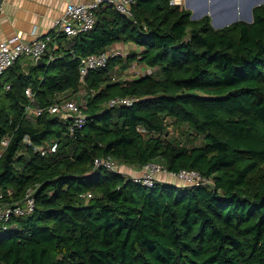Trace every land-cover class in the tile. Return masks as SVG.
Segmentation results:
<instances>
[{
  "label": "trees",
  "instance_id": "1",
  "mask_svg": "<svg viewBox=\"0 0 264 264\" xmlns=\"http://www.w3.org/2000/svg\"><path fill=\"white\" fill-rule=\"evenodd\" d=\"M132 12L100 6L91 32L60 36L43 64L22 57L0 79V204L31 189L36 201L0 222V264H264V4L222 29L172 0H136ZM118 42L142 51L82 81L81 60ZM134 61L155 71L119 80ZM29 88L40 116L28 115ZM81 92L88 121L71 136L70 118L48 109ZM118 97L139 101L111 107ZM172 122L201 142L170 138ZM108 158L212 184L145 188L96 167Z\"/></svg>",
  "mask_w": 264,
  "mask_h": 264
},
{
  "label": "built area",
  "instance_id": "2",
  "mask_svg": "<svg viewBox=\"0 0 264 264\" xmlns=\"http://www.w3.org/2000/svg\"><path fill=\"white\" fill-rule=\"evenodd\" d=\"M136 0H96L90 4L69 3L65 14L54 21V31L47 37H35L30 42H24L18 37L11 38L7 41H0V79L6 71L12 68L22 57H30L34 60L42 59L47 54L49 46L56 43L62 35L67 37H75L81 33L91 32L96 25V10L102 5L113 6L119 13L128 18H133L132 6ZM177 0H172L173 5H178ZM116 57L112 53H103L100 55H90L81 60V80L84 81L86 76L93 70L104 69L107 67L110 59ZM26 95L30 99V105L27 109L28 115H42L45 108H35V94L29 88ZM137 98H115L109 103L111 107L130 106L138 102ZM84 103L77 100H65L50 106L48 111L51 114H61L66 118H70L71 124L69 133L73 136L77 131L84 128L87 124L88 117L84 110ZM143 131V130H142ZM26 142L31 145V141L27 138ZM10 143L9 139H5L0 143V158L4 154L5 149ZM36 151L43 155L55 150V146H39L35 147ZM96 167H105L111 172L123 173L122 168L116 161L111 158L105 160H97ZM170 174L184 182L182 186H194L200 184H212V180L206 179L196 170H183L179 173L169 171L164 165L152 162L147 164L140 170L138 175H127L132 178L134 183L145 188H154L160 180L161 174ZM2 196H0L1 198ZM91 197V196H89ZM36 206L35 190L31 189L27 192L25 198L14 204H0V222L9 223L14 216L30 215L34 212Z\"/></svg>",
  "mask_w": 264,
  "mask_h": 264
},
{
  "label": "crops",
  "instance_id": "3",
  "mask_svg": "<svg viewBox=\"0 0 264 264\" xmlns=\"http://www.w3.org/2000/svg\"><path fill=\"white\" fill-rule=\"evenodd\" d=\"M96 0H0V41H7L11 38L18 37L24 42H30L35 37H47L50 36L54 31V21L65 14L66 8L69 3L75 4H90ZM178 5L182 6L186 10L198 11L202 8L205 2L214 0H177ZM216 7L219 13L204 12L198 17L209 16L212 17L215 22L222 23L226 20L229 11L234 8V4L237 3V11L240 13L241 19L237 21H253V10L254 8L264 4V0H217ZM234 11V10H233ZM211 18V21H212ZM195 20H198L193 18ZM231 23V24H232ZM230 24V25H231ZM213 25V24H212ZM224 26V25H223ZM229 26V25H226ZM225 26V27H226ZM224 28V27H222ZM216 28V29H222ZM59 39V38H58ZM56 39V40H58ZM58 49V42L52 43L49 46V52ZM142 48L134 43H114L107 53L115 54L116 57H121L127 61L128 57L133 54H140ZM63 53H59L61 56ZM36 61V60H35ZM155 70L146 66L141 62L134 61L131 67L121 73L119 80H132L138 79L146 75H150ZM81 92L73 100H77L80 103L85 104ZM71 99V100H72ZM122 171L125 175H138L139 169L121 166ZM160 180L180 186L179 181L170 177H162Z\"/></svg>",
  "mask_w": 264,
  "mask_h": 264
},
{
  "label": "rangeland",
  "instance_id": "4",
  "mask_svg": "<svg viewBox=\"0 0 264 264\" xmlns=\"http://www.w3.org/2000/svg\"><path fill=\"white\" fill-rule=\"evenodd\" d=\"M218 3L217 0L205 2L202 8L198 11L190 10L192 12V17L198 19L200 15H202L204 12H208V15L211 16V13H219L218 8L216 7V4ZM237 9V3L234 4V8L229 11L228 16L226 20L222 23L215 22L212 18V24L215 28H222L226 25H230L233 21H236L238 19H241L240 13L236 10ZM234 10V11H233ZM224 25V26H223ZM73 100V99H72ZM75 100V99H74ZM169 134L170 138L173 140H176L180 142L182 145H186L189 147H192L196 144H199L201 141H197L195 136H191L190 132L187 129V126H177L172 122V125L169 127ZM162 177H170L172 179H175L179 181L180 184H184V182L180 179H177L175 176H172L170 174H161L159 178Z\"/></svg>",
  "mask_w": 264,
  "mask_h": 264
},
{
  "label": "water",
  "instance_id": "5",
  "mask_svg": "<svg viewBox=\"0 0 264 264\" xmlns=\"http://www.w3.org/2000/svg\"><path fill=\"white\" fill-rule=\"evenodd\" d=\"M37 63H38L39 65H41V64H43V60H42V59H39V60H37Z\"/></svg>",
  "mask_w": 264,
  "mask_h": 264
}]
</instances>
